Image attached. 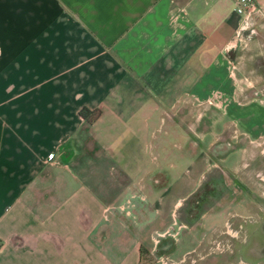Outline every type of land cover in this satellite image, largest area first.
<instances>
[{
  "label": "crops",
  "instance_id": "1",
  "mask_svg": "<svg viewBox=\"0 0 264 264\" xmlns=\"http://www.w3.org/2000/svg\"><path fill=\"white\" fill-rule=\"evenodd\" d=\"M238 19L235 0H0V264H140L174 243L170 194L193 237L230 209L232 123L264 130L229 94ZM204 182L219 195L190 217Z\"/></svg>",
  "mask_w": 264,
  "mask_h": 264
},
{
  "label": "rangeland",
  "instance_id": "2",
  "mask_svg": "<svg viewBox=\"0 0 264 264\" xmlns=\"http://www.w3.org/2000/svg\"><path fill=\"white\" fill-rule=\"evenodd\" d=\"M243 1L235 0L236 11ZM248 2L249 4L245 5L242 11H237L238 27L226 47L231 65L229 94H232L231 99L234 103L245 105L244 109L250 114V120L255 118L256 114L259 121L264 123V0H248ZM228 101L224 90L219 89L216 92V106L225 108ZM239 128L241 129L242 126ZM239 128L236 123H232V138L228 139V152H231L232 157L224 165L225 168L224 166L222 168L225 174L223 177H226L223 178L222 186H225L228 180L230 183H227L226 187L232 189L233 194L230 209H227L221 218L217 216L211 221V218H206L205 226L193 228L194 233L197 232L193 237L190 235L192 229L188 226L181 227L177 223L181 219L184 208L182 203L185 201L182 200L173 207L171 202L176 196L170 194L163 208L159 206L163 210L160 216L165 215L164 219L167 218L168 222H172L170 232L174 234L169 233L167 238L174 242L173 244L177 243L180 251L188 250V252L183 253L179 258L175 249L176 244H170L169 248H162L161 251L165 252L154 251V255L147 252L146 257V252L142 248L144 259L140 264L156 263L158 257H163L158 261L161 264H264V130L259 131L258 134L249 133L250 136L246 135V139L242 138L243 142H240ZM170 149L169 146L168 150ZM206 173H203L202 177H205ZM156 185L162 187L160 184ZM210 189L211 186L209 188L204 182L200 190L190 197L192 205L194 206V203L197 205L188 213L190 217L192 214L198 217L208 208L207 193L219 195L217 194L219 191L213 192L219 190L218 183L212 190ZM219 201L218 196L211 197L210 203ZM131 203L132 197H127L122 205L132 211ZM151 215L152 212H148L145 218ZM151 220L153 223H148L147 229L154 230L155 237H159L155 230V218ZM220 224H224L223 235L211 241L215 232L213 225ZM138 228H136L137 233L141 237L142 232Z\"/></svg>",
  "mask_w": 264,
  "mask_h": 264
},
{
  "label": "trees",
  "instance_id": "3",
  "mask_svg": "<svg viewBox=\"0 0 264 264\" xmlns=\"http://www.w3.org/2000/svg\"><path fill=\"white\" fill-rule=\"evenodd\" d=\"M79 113L87 122L91 123L99 115L100 109L99 108L91 109L87 106H82L79 110Z\"/></svg>",
  "mask_w": 264,
  "mask_h": 264
},
{
  "label": "built area",
  "instance_id": "4",
  "mask_svg": "<svg viewBox=\"0 0 264 264\" xmlns=\"http://www.w3.org/2000/svg\"><path fill=\"white\" fill-rule=\"evenodd\" d=\"M242 1H243V0H242ZM248 4H249L248 0H244V1L242 2V5H241V6H238L237 11H242L243 8L245 7V5H248Z\"/></svg>",
  "mask_w": 264,
  "mask_h": 264
}]
</instances>
